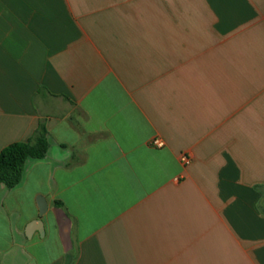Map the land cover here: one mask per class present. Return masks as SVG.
<instances>
[{
    "label": "crops",
    "instance_id": "obj_1",
    "mask_svg": "<svg viewBox=\"0 0 264 264\" xmlns=\"http://www.w3.org/2000/svg\"><path fill=\"white\" fill-rule=\"evenodd\" d=\"M40 122L0 264H264V0H0V151Z\"/></svg>",
    "mask_w": 264,
    "mask_h": 264
},
{
    "label": "trees",
    "instance_id": "obj_2",
    "mask_svg": "<svg viewBox=\"0 0 264 264\" xmlns=\"http://www.w3.org/2000/svg\"><path fill=\"white\" fill-rule=\"evenodd\" d=\"M48 149L47 130L40 122L29 140L11 143L0 151V185L15 188L22 180L27 159H43Z\"/></svg>",
    "mask_w": 264,
    "mask_h": 264
},
{
    "label": "built area",
    "instance_id": "obj_3",
    "mask_svg": "<svg viewBox=\"0 0 264 264\" xmlns=\"http://www.w3.org/2000/svg\"><path fill=\"white\" fill-rule=\"evenodd\" d=\"M152 145L156 148H161V147H163V142L159 139H155V140H153ZM180 162L184 166H188L191 163V156H190L189 152H184L183 154H181Z\"/></svg>",
    "mask_w": 264,
    "mask_h": 264
},
{
    "label": "water",
    "instance_id": "obj_4",
    "mask_svg": "<svg viewBox=\"0 0 264 264\" xmlns=\"http://www.w3.org/2000/svg\"><path fill=\"white\" fill-rule=\"evenodd\" d=\"M38 203H39V208H40V215H42L46 210L44 200L42 198H39Z\"/></svg>",
    "mask_w": 264,
    "mask_h": 264
}]
</instances>
